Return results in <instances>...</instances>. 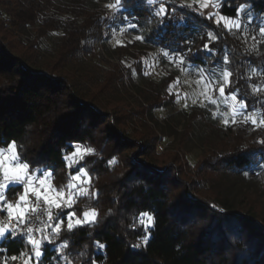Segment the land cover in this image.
<instances>
[{
    "label": "trees",
    "instance_id": "obj_1",
    "mask_svg": "<svg viewBox=\"0 0 264 264\" xmlns=\"http://www.w3.org/2000/svg\"><path fill=\"white\" fill-rule=\"evenodd\" d=\"M215 1L224 20L240 18L264 27V0ZM152 3L162 4L167 16H152L148 0H123L121 7L150 20L146 40L178 54L185 68H202L212 80L229 71L225 93L235 94L247 112L264 108V45L246 51L240 29H226L177 0ZM105 12L90 0H0V148L15 143L29 172H50L58 190L81 166L89 176L87 194L56 210L38 233V264H264V217L226 209L224 199L207 189L208 183L245 173L264 181V145L259 143L264 129L247 120L218 128L192 110L177 145L157 154L161 135L148 122L149 114L174 101L169 88L175 78L149 80L131 93V73L143 74L149 55L129 45L119 46L107 67L88 65L86 57L115 21L107 22ZM52 34L58 35L56 48L45 59L40 45ZM251 71L257 74L249 77ZM251 84L259 87L256 93ZM198 121L217 136L204 142L191 167L182 148ZM73 143L92 151L68 168L64 157ZM206 191L217 198L200 199ZM87 210L98 213L95 222L71 230L63 222L59 235L52 231L50 225L65 214ZM201 211L209 221L198 229ZM142 212L153 217L150 230L138 222ZM97 241L106 248H97ZM25 243L8 233L0 253L20 256Z\"/></svg>",
    "mask_w": 264,
    "mask_h": 264
},
{
    "label": "rangeland",
    "instance_id": "obj_2",
    "mask_svg": "<svg viewBox=\"0 0 264 264\" xmlns=\"http://www.w3.org/2000/svg\"><path fill=\"white\" fill-rule=\"evenodd\" d=\"M177 1L182 5L193 3V0ZM152 2H154V0ZM90 3L91 5H97L104 8L105 11L108 9L113 11L111 18H107L108 16L106 15V12L104 16L107 22L111 19H115V21H110L109 24L106 25L104 39L96 42L93 53L86 57L88 65L94 64L107 67L108 62L114 60V54L117 48L122 45H129L144 49L149 55V59L145 62L143 74L139 75L136 72L131 73V81H129L128 85L131 93H135L137 90L145 87L146 82L149 80L158 83L168 74L173 75L175 78V82L169 88V92L173 93L176 97L174 101L163 105L159 109L153 110L149 114L148 122L153 124L157 132L161 135V140L156 147L157 154L162 153L166 149L174 148L177 145L176 142L179 133L187 122L192 110L199 111L204 117H206V122L213 123L218 128L225 129L236 121L247 120L253 125V127L264 129V108L247 112L244 106L242 107L243 104L236 98L235 94L228 95L225 93L223 96L220 95L219 87L222 86L224 82L223 72L220 75L219 80H216V78L212 80L211 75L202 68L193 65H189L185 68L181 63L182 58L178 54L168 53L146 40L145 33L148 29L147 25L151 23L150 20L138 18L132 15L130 11H125L122 7L117 9L109 8L107 5L115 3H108L105 2V0H90ZM191 8L206 17L211 16L214 22L220 19L218 14V4L215 0H209V8L207 10L202 11L199 6L195 5ZM159 9L153 11L152 16L157 18L162 17L157 15ZM179 15L175 12L174 17H176L177 21L183 23L180 20L181 17ZM220 23L226 29L241 30L242 41L246 51H255L264 45V33H261L260 31V29L264 27H251L250 20L240 21V18L234 21L222 20ZM237 24L239 27L241 25H243V27H236L235 25ZM57 36V34H52L41 42L40 50L45 59L50 58L54 52ZM137 36H141L142 40L138 41L136 39ZM256 74L255 71H251L249 72V77ZM224 86L226 89L228 85ZM260 87L264 88V85ZM251 89L256 93L259 87L251 84ZM233 96H235V99L232 98ZM216 136V130L210 128L205 122H196L191 137L182 148V153L191 167L195 166L198 161L204 142L207 140H214ZM0 149L3 150L4 155L10 158V163H21L18 159L17 152L16 160L13 161L11 160L12 153L8 152L7 147ZM75 149L76 148H73L72 151ZM70 154L71 153L68 155ZM68 163L69 162L66 161V166ZM29 175L33 177L34 185H36L39 180L43 179L46 181V184H51V186L54 187L52 175L48 171L41 173L29 172ZM71 176L68 178L67 185L71 183L73 186L70 189L72 197L76 199L77 197L86 195L89 188V176L87 175L88 181L81 180L79 182L71 180ZM67 185L64 189L66 193L68 192ZM12 186L19 187L16 193L9 192V189ZM23 187V183H9L4 190L6 200L10 203H14L17 200L18 195L23 191ZM209 188L211 191L214 190L215 193L219 194L220 197L224 199L227 207L226 209L241 210L244 212L249 210L251 215L256 214V216L264 217V181L261 177L250 175L248 173L228 176L219 182L208 183L207 189ZM209 195L217 198L209 191L202 193V196L198 197L200 199H202V197L208 199ZM72 197H69V199L71 200ZM65 207H68V201H65L64 206L61 208ZM0 209H3L2 202H0ZM92 211L94 210L83 211L80 214L71 211L68 214H65L58 222L51 224L50 227L52 228V231H54L57 226L61 227L63 222L66 224V227L69 223L73 224V227H78L75 223L77 220L81 221L79 226L93 223L91 219L86 218L84 215L85 213H90ZM1 212H3V217L0 219V228H4L7 225V212L6 210ZM200 213L204 216V220H202L203 222L197 223L198 229L206 226V223L209 221V219H206L208 217L206 212L204 213L201 211ZM141 219L146 220V217L140 216L138 219L139 223ZM8 233L9 228L4 237H0V243ZM25 244L27 245L23 256H17L18 259L15 262L0 253V264H3V261L5 260H7V264H23L24 260L29 258H31L30 264H38L41 255L38 258L35 257L34 249L27 243V238Z\"/></svg>",
    "mask_w": 264,
    "mask_h": 264
},
{
    "label": "snow or ice",
    "instance_id": "obj_3",
    "mask_svg": "<svg viewBox=\"0 0 264 264\" xmlns=\"http://www.w3.org/2000/svg\"><path fill=\"white\" fill-rule=\"evenodd\" d=\"M149 3H152V0H148ZM123 4V0H115V4L107 5V7L112 9H117L121 7ZM199 6L200 9L207 10L209 8V0H193L192 4H186L181 5V7H188L191 8L193 6ZM244 7H241L243 9ZM157 15L166 17L167 12L164 6H161L159 9V12ZM209 20L212 19L211 16L207 17ZM224 17H220L219 20H216L215 23L219 24L222 20H224ZM227 26V25H226ZM236 27H239V25H235ZM261 33H264V28L260 29ZM136 39L142 40L141 36H137ZM209 39H215L211 36V33H209ZM210 49V44L205 43L203 45V50L207 51ZM190 51V49H189ZM167 54V53H166ZM182 55V54H181ZM181 63H183V59H181ZM224 63H227V60L224 61ZM231 76V73L227 70L223 72V78L224 82L223 85L219 87V93L221 96L225 94V86L230 83L229 77ZM235 99V96L232 97ZM243 107V105H242ZM261 145H264V141H260ZM8 152L12 153L11 160H16V144L11 143L7 146ZM92 151L91 148H84L81 149L77 147L74 151L71 152L70 155H66L64 157L65 161H68V167L71 168L73 163L79 164L80 161H82L87 153H90ZM9 157L3 154V150L0 149V174H2V181H0V202L3 203V209H0V211L6 210L7 212V218L8 220H17L20 224L26 223L27 220V214L29 212L35 213L41 206V202L44 206V212L47 216V219L50 221L52 218V209L55 208L59 210L62 206H64V202L68 201V206L71 207L76 202L74 197H72V192L70 189L73 187L71 183L67 185L68 192L66 193L63 188L57 190L56 188L52 187L51 184H46V181L41 179L39 180L36 185L33 183V177L29 175V165L27 163H16L12 164L9 162ZM87 172L85 169L81 166L77 169V174H74L71 176V180L74 181H81V180H87ZM83 177V179H82ZM23 183V191L18 195L17 200L14 203H10L6 200L5 192L4 190L7 188L9 183ZM95 195V194H94ZM34 198V203L30 202L29 197ZM69 197H72L70 200ZM86 218H89L92 220V222H95L98 218V213L96 211H92L90 213L84 214ZM141 217H146L145 219L140 220V224L150 230L152 223H153V217L149 215L147 212L140 213ZM76 225L79 226L81 224V221L77 220ZM68 229L71 230L73 227V224L69 223L67 225ZM61 227L57 226L54 230V234L59 235V232L61 231ZM8 231L7 225L4 228H0V237H4L5 233ZM42 232L43 229H28L29 235L27 236V243L31 245L34 249V255L35 257H39L41 255L40 252V246H41V239L35 238L31 233L33 232ZM44 241H47L48 243H51V239L47 236H45ZM143 241L146 243L148 241V236L145 235L143 237ZM96 247L99 249H105L106 245L101 242H96ZM137 247V246H134ZM23 256V254H21ZM11 261L15 262L18 257L16 255H12L10 257ZM29 259H25L23 264H30ZM3 264H7V260L3 261Z\"/></svg>",
    "mask_w": 264,
    "mask_h": 264
},
{
    "label": "built area",
    "instance_id": "obj_4",
    "mask_svg": "<svg viewBox=\"0 0 264 264\" xmlns=\"http://www.w3.org/2000/svg\"><path fill=\"white\" fill-rule=\"evenodd\" d=\"M160 6H162V4H158V3H151L150 4L151 9L154 11L158 10ZM112 14H113V11H111L109 9L106 11V15L108 16L107 18H111ZM168 19L171 20L172 16L169 15ZM72 147L73 148L79 147V148L83 149L82 146L75 144V143L72 144ZM2 179H3V177L0 174V181H2ZM29 200L32 203L35 202L34 198L31 196L29 197ZM56 210L57 209H55V208L52 209V216ZM51 220H52V218H51ZM50 221L47 219V216L44 212V206L41 204L40 208L35 213L29 212L27 214L26 223L20 224L17 220H8L7 219L6 224L9 228V234L11 235L12 239H24L26 241V238L29 235V233H28L29 228H32L34 230L35 229H41L44 225H46ZM31 235H33L35 238L38 239V233L37 232L34 231L33 233H31Z\"/></svg>",
    "mask_w": 264,
    "mask_h": 264
}]
</instances>
